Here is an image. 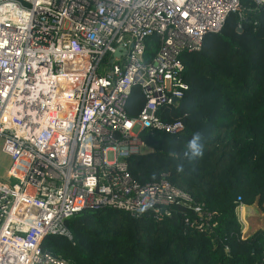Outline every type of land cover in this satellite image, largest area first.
Instances as JSON below:
<instances>
[{
    "label": "built area",
    "instance_id": "built-area-1",
    "mask_svg": "<svg viewBox=\"0 0 264 264\" xmlns=\"http://www.w3.org/2000/svg\"><path fill=\"white\" fill-rule=\"evenodd\" d=\"M242 1L0 0V138L10 161L0 177V264H73L40 240L71 239L66 221L84 209L160 221L188 205L210 225L212 212L166 175L140 183L126 160L146 148L142 130H184L157 114L187 89L180 54L198 50ZM133 87L143 103L129 116Z\"/></svg>",
    "mask_w": 264,
    "mask_h": 264
},
{
    "label": "trees",
    "instance_id": "trees-1",
    "mask_svg": "<svg viewBox=\"0 0 264 264\" xmlns=\"http://www.w3.org/2000/svg\"><path fill=\"white\" fill-rule=\"evenodd\" d=\"M242 6L198 50L180 54L187 89L157 114L181 121L184 130H142L146 150L126 160L140 183L166 175L212 212L210 225L188 205H172L160 221L147 211L84 209L66 221L71 239L44 235L43 251L73 264H264V227L243 238L236 214L255 202L264 212V4ZM147 46L155 51L158 38ZM142 103L133 87L128 115Z\"/></svg>",
    "mask_w": 264,
    "mask_h": 264
},
{
    "label": "water",
    "instance_id": "water-1",
    "mask_svg": "<svg viewBox=\"0 0 264 264\" xmlns=\"http://www.w3.org/2000/svg\"><path fill=\"white\" fill-rule=\"evenodd\" d=\"M177 101H178L177 98H173L172 104L176 103ZM263 213L264 212L260 211L256 202L252 205L241 204V208H240L241 221L246 223V224L244 223V230L242 232L243 238L247 237L253 230L264 227L263 226V227L256 228L254 226V221H255L254 219L263 217L264 216ZM245 225H246V228H245Z\"/></svg>",
    "mask_w": 264,
    "mask_h": 264
},
{
    "label": "rangeland",
    "instance_id": "rangeland-1",
    "mask_svg": "<svg viewBox=\"0 0 264 264\" xmlns=\"http://www.w3.org/2000/svg\"><path fill=\"white\" fill-rule=\"evenodd\" d=\"M1 144H2V139L0 138V177H3L5 176V172L10 164V161H9V158L6 157L2 152H1ZM146 150V148H141V152H144ZM236 214H237V217H238V220L241 224V227H242V232L244 230V223L245 222H242L240 220V207H238L236 209ZM264 214V213H263ZM263 216V215H262ZM263 218V219H261ZM261 218H256L254 219V226L257 228V227H263L264 226V216L261 217ZM246 224V223H245ZM245 228H246V225H245ZM252 230V229H251Z\"/></svg>",
    "mask_w": 264,
    "mask_h": 264
},
{
    "label": "crops",
    "instance_id": "crops-1",
    "mask_svg": "<svg viewBox=\"0 0 264 264\" xmlns=\"http://www.w3.org/2000/svg\"><path fill=\"white\" fill-rule=\"evenodd\" d=\"M241 218V217H240Z\"/></svg>",
    "mask_w": 264,
    "mask_h": 264
}]
</instances>
